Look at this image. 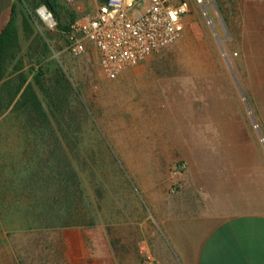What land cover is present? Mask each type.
<instances>
[{
	"label": "rangeland",
	"instance_id": "rangeland-1",
	"mask_svg": "<svg viewBox=\"0 0 264 264\" xmlns=\"http://www.w3.org/2000/svg\"><path fill=\"white\" fill-rule=\"evenodd\" d=\"M187 1L190 12L184 17L183 35L113 79L103 73L91 41L83 53L64 55L65 37L38 14L45 5L36 10L34 20L36 31L51 42L52 57L70 59V72L90 113L83 124L88 141L98 143L101 131L122 160L132 149L127 147L131 141L156 135L159 150L166 152L159 167L174 192L195 188L189 179L194 157L207 161L215 176L241 158L255 168L264 166V0ZM63 2L76 11L78 0L75 5ZM24 11L21 4L20 18ZM19 23L26 52L21 19ZM129 164L131 176L136 171L142 177L140 170L147 165ZM98 171L93 179L103 194L93 198L101 217L109 219L111 210L117 212L116 191L129 186L114 168ZM85 183L88 187L90 182ZM52 235L45 229L0 226V264H43L33 253L42 254Z\"/></svg>",
	"mask_w": 264,
	"mask_h": 264
},
{
	"label": "trees",
	"instance_id": "trees-1",
	"mask_svg": "<svg viewBox=\"0 0 264 264\" xmlns=\"http://www.w3.org/2000/svg\"><path fill=\"white\" fill-rule=\"evenodd\" d=\"M21 4L28 10L20 18L26 52L16 7L0 31V226L32 231L92 225L100 212L92 196L101 189L93 179L98 170L114 168L123 180L128 172L101 131V146L88 141L83 124L90 113L70 59L52 57L51 42L34 26L36 10L45 5L67 46L76 14L52 0Z\"/></svg>",
	"mask_w": 264,
	"mask_h": 264
},
{
	"label": "crops",
	"instance_id": "crops-1",
	"mask_svg": "<svg viewBox=\"0 0 264 264\" xmlns=\"http://www.w3.org/2000/svg\"><path fill=\"white\" fill-rule=\"evenodd\" d=\"M52 2L64 5L63 0ZM103 2L78 0L76 21ZM20 5L21 0H0V31L14 7L20 31ZM157 138L131 141L122 160L114 151L127 170L129 163L147 165L140 170L142 177L128 170L124 182L129 188H119L113 201L118 213L111 210L108 219L99 212L92 225L45 229L53 237L45 241L42 254L33 253L36 262L39 255L43 264H132L150 255L163 264H264V166L255 168L241 158L215 176L207 161L194 157L189 179L195 188L174 192L159 167L166 152L159 150Z\"/></svg>",
	"mask_w": 264,
	"mask_h": 264
},
{
	"label": "built area",
	"instance_id": "built-area-1",
	"mask_svg": "<svg viewBox=\"0 0 264 264\" xmlns=\"http://www.w3.org/2000/svg\"><path fill=\"white\" fill-rule=\"evenodd\" d=\"M76 2L68 0L69 5ZM40 9L38 14L42 17ZM189 12L187 0L179 3L175 0H104L95 13L86 14L72 25L65 50L79 55L85 51L86 41H91L103 73L113 79L180 38L185 29L184 17ZM46 13L48 21L42 18L47 26L57 29L54 14L48 8ZM132 264L163 263L146 255Z\"/></svg>",
	"mask_w": 264,
	"mask_h": 264
},
{
	"label": "bare ground",
	"instance_id": "bare-ground-1",
	"mask_svg": "<svg viewBox=\"0 0 264 264\" xmlns=\"http://www.w3.org/2000/svg\"><path fill=\"white\" fill-rule=\"evenodd\" d=\"M40 13H41L42 17L48 21L49 16L46 13V8H41Z\"/></svg>",
	"mask_w": 264,
	"mask_h": 264
},
{
	"label": "water",
	"instance_id": "water-1",
	"mask_svg": "<svg viewBox=\"0 0 264 264\" xmlns=\"http://www.w3.org/2000/svg\"><path fill=\"white\" fill-rule=\"evenodd\" d=\"M47 8V7H46Z\"/></svg>",
	"mask_w": 264,
	"mask_h": 264
}]
</instances>
